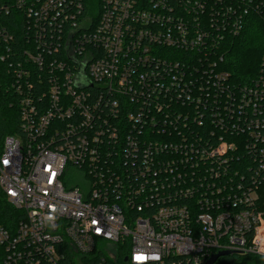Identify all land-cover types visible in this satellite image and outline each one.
<instances>
[{"label":"built area","instance_id":"1","mask_svg":"<svg viewBox=\"0 0 264 264\" xmlns=\"http://www.w3.org/2000/svg\"><path fill=\"white\" fill-rule=\"evenodd\" d=\"M87 1L0 0L31 44L0 264H264V57L243 85L213 73L264 0Z\"/></svg>","mask_w":264,"mask_h":264},{"label":"trees","instance_id":"2","mask_svg":"<svg viewBox=\"0 0 264 264\" xmlns=\"http://www.w3.org/2000/svg\"><path fill=\"white\" fill-rule=\"evenodd\" d=\"M83 1L87 5L88 1ZM3 5L0 3V147L7 137H23L17 105L19 99L12 94L9 88L12 73V67L9 64L14 66L19 61H23L24 52L31 48V44L24 35L28 21L20 13L9 12L7 14V11L2 9ZM86 10L85 7V13ZM243 22V27L237 35L225 37L222 51L213 58L217 62L213 73L229 74V83L236 86L246 84L251 80L258 72L264 57V19L258 14L250 13ZM220 55L223 60L218 63ZM27 68L30 67L27 66ZM33 76L36 74L33 73ZM173 106L183 108L175 103ZM187 107L183 113L180 112V115H187ZM239 142L242 144L241 138ZM241 147L240 145L239 155ZM259 203L264 209V186L260 189ZM22 216L23 213L10 205L0 191V226L8 229L14 228Z\"/></svg>","mask_w":264,"mask_h":264},{"label":"water","instance_id":"3","mask_svg":"<svg viewBox=\"0 0 264 264\" xmlns=\"http://www.w3.org/2000/svg\"><path fill=\"white\" fill-rule=\"evenodd\" d=\"M229 255H230L229 252H221V253H218V254L212 256V257L208 260L207 264H214L215 261H216L219 257H224V256H229Z\"/></svg>","mask_w":264,"mask_h":264}]
</instances>
